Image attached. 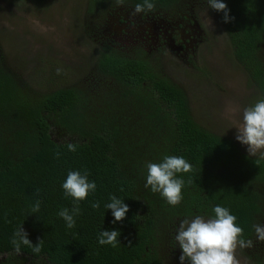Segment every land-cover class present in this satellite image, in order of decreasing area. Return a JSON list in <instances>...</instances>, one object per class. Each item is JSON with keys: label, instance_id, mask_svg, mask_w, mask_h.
I'll return each mask as SVG.
<instances>
[{"label": "trees", "instance_id": "trees-1", "mask_svg": "<svg viewBox=\"0 0 264 264\" xmlns=\"http://www.w3.org/2000/svg\"><path fill=\"white\" fill-rule=\"evenodd\" d=\"M80 2L85 37L114 54H96L75 81L52 85L54 67L41 56L35 67L40 78L32 84L21 72V61L10 63L0 45V264H181L174 239L180 220L208 218L216 205L237 217L241 238L253 240L255 246L239 248L241 253L262 264L264 242L256 240L252 225L264 224V159L250 157L231 135L198 122L185 87L163 73L155 59L100 45L110 9L134 10L145 0ZM148 2L154 7L145 12L168 16L185 11L189 3L192 9L193 4L208 6L207 0ZM222 2L229 9L228 22L223 11L212 10L258 99L264 98V0ZM45 70L51 72L46 80ZM68 143L76 151H69ZM166 155L192 165L190 172L177 174L184 186L176 206L145 188L146 164ZM69 171L87 172L96 184L78 202L73 228L58 216L74 204L62 188ZM112 195L129 209L115 223L105 209ZM37 201L39 211L32 213ZM96 201L100 206L93 209ZM20 225L33 244L42 239L40 253L25 245L15 253L11 240ZM101 230L119 232L117 247L98 243Z\"/></svg>", "mask_w": 264, "mask_h": 264}, {"label": "rangeland", "instance_id": "rangeland-1", "mask_svg": "<svg viewBox=\"0 0 264 264\" xmlns=\"http://www.w3.org/2000/svg\"><path fill=\"white\" fill-rule=\"evenodd\" d=\"M82 5L80 0H44L42 3L0 0V45L10 63L21 61V72L30 78L32 84L40 78L35 67L40 65L41 56L46 65L52 62L54 86L75 81L92 65L96 57L92 53L97 51V47L82 31ZM193 5L206 32V39L199 46L196 67L187 66L174 54L158 56L155 61L161 65L163 73L185 87L198 122L217 133L235 138L243 109L254 104L259 93L232 54L228 35L212 8ZM186 8H190V3ZM126 14L135 17L136 12ZM110 18V26L117 28L113 17ZM123 27L129 33L116 36L126 43L134 41L139 30L138 22L125 23ZM42 74L46 80L51 72L45 70ZM229 109H236V112L230 113ZM237 142L247 151L246 145ZM236 257L240 264H255L241 253L239 247Z\"/></svg>", "mask_w": 264, "mask_h": 264}, {"label": "clouds", "instance_id": "clouds-1", "mask_svg": "<svg viewBox=\"0 0 264 264\" xmlns=\"http://www.w3.org/2000/svg\"><path fill=\"white\" fill-rule=\"evenodd\" d=\"M122 0H118V3ZM208 6L216 11L224 12V22L231 18L228 15L229 9L222 0H207ZM154 5L145 0L144 5L137 4L134 11L140 13L153 9ZM60 72V69H57ZM230 113H235L236 109H229ZM237 134L235 139L247 146V153L250 157L264 159V98L258 99L254 104L243 109L242 120L236 126ZM69 151H76V145L68 143ZM59 155V153H57ZM259 159L254 163L258 164ZM147 175L145 188H150L153 193L160 195L171 206L180 204L182 200V187L184 180L177 178L178 173H187L192 170V165L183 157L164 156L159 163L148 162L146 164ZM64 195L71 197L74 201L71 210L63 208L58 212V216L63 218L68 228L75 226L74 217L80 214L78 202L84 200L89 192L96 190L95 182H89L88 173L81 174L79 171H69L66 180L62 183ZM99 201L93 202L91 207L98 208ZM40 202L37 201L31 209L32 213L39 211ZM105 209H110L114 217L113 223L122 221L128 212V205L115 195L110 197V202L105 205ZM213 215L205 218L195 216L192 219L180 220L174 239L181 249L179 261L184 264L187 260L189 264H240L236 257L237 247L250 249L254 247L251 239L241 238L243 229L236 225L237 217L230 214V211L222 206L216 205L212 209ZM252 228L256 234L258 242H264V224H253ZM117 230H101L98 243L100 245H111L113 248L120 243ZM42 239L33 244L28 239V233L20 225L13 233L11 243L16 254L21 252V246H29L33 253H40Z\"/></svg>", "mask_w": 264, "mask_h": 264}, {"label": "flooded vegetation", "instance_id": "flooded-vegetation-1", "mask_svg": "<svg viewBox=\"0 0 264 264\" xmlns=\"http://www.w3.org/2000/svg\"><path fill=\"white\" fill-rule=\"evenodd\" d=\"M124 10V11H123ZM135 12L132 9L120 5L116 9H110L106 25L102 28L99 38H102L100 45L109 44L117 49L118 54H144L149 59L158 56L173 54L187 66L196 65L199 46L206 39V32L197 14L192 8H186L174 16L166 13L140 12L128 15L126 12ZM117 23V28L110 26L111 18ZM138 22L139 30L132 42H124L116 35H127L129 31L123 27L125 23ZM113 27V28H112ZM98 37V36H97ZM97 47V46H96ZM92 54H114V51L99 49ZM103 48V47H102Z\"/></svg>", "mask_w": 264, "mask_h": 264}]
</instances>
